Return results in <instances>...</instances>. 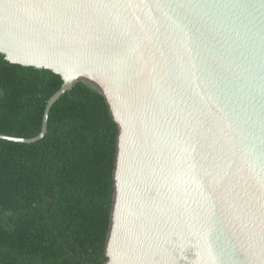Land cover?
<instances>
[{
	"label": "water",
	"instance_id": "water-1",
	"mask_svg": "<svg viewBox=\"0 0 264 264\" xmlns=\"http://www.w3.org/2000/svg\"><path fill=\"white\" fill-rule=\"evenodd\" d=\"M0 53L119 125L105 264H264V0H0Z\"/></svg>",
	"mask_w": 264,
	"mask_h": 264
},
{
	"label": "trees",
	"instance_id": "trees-1",
	"mask_svg": "<svg viewBox=\"0 0 264 264\" xmlns=\"http://www.w3.org/2000/svg\"><path fill=\"white\" fill-rule=\"evenodd\" d=\"M63 84L0 53V133L39 134ZM119 125L106 97L77 81L32 143L0 137V264H105Z\"/></svg>",
	"mask_w": 264,
	"mask_h": 264
}]
</instances>
